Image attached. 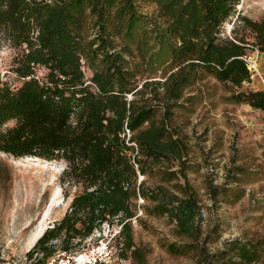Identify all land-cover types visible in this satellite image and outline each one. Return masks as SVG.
<instances>
[{
	"label": "trees",
	"instance_id": "16d2710c",
	"mask_svg": "<svg viewBox=\"0 0 264 264\" xmlns=\"http://www.w3.org/2000/svg\"><path fill=\"white\" fill-rule=\"evenodd\" d=\"M238 2L0 0V41L15 50L11 71L19 79L12 87L0 77V152L63 162L67 180L81 187L18 264L75 252L112 219L121 224L113 237L120 256L141 264L144 251L134 245L130 226L141 208L164 216L184 240L166 243L169 253L192 252L195 264H264L260 241L207 248L213 231L201 227L199 199L185 175V146L165 114L166 103L205 76L234 87L233 102L264 112V92L240 88L250 81L241 58L247 47L264 52V20L239 14ZM146 5L154 7L150 14L142 11ZM231 19L238 25L225 35L222 27ZM88 22L93 32L86 39ZM139 63L174 68L160 83L166 107L158 119L155 105L135 99L149 84L137 88ZM145 174L156 181L137 179ZM138 197L147 203L136 204Z\"/></svg>",
	"mask_w": 264,
	"mask_h": 264
},
{
	"label": "rangeland",
	"instance_id": "374dc122",
	"mask_svg": "<svg viewBox=\"0 0 264 264\" xmlns=\"http://www.w3.org/2000/svg\"><path fill=\"white\" fill-rule=\"evenodd\" d=\"M153 8L146 5L142 11L150 14ZM236 9L252 20H264V0H239ZM237 23L234 19L224 23L223 34L230 35ZM92 32L88 22L85 38ZM253 48L249 45L247 53ZM14 54L12 47L0 41V77L12 87L19 85L11 71ZM154 67L137 66V88L144 81L149 84L135 99H148L155 105L156 119L166 104L169 106L166 124L185 146V175L199 199L201 227L213 231L207 248L220 249L233 239L260 241L264 248V112L230 100L234 87L211 76L192 82L177 100L164 105L160 83L174 68L167 63ZM256 68L264 79V54H258ZM83 71L85 77L90 75L88 68ZM43 72L36 69L38 76ZM240 88L261 90L262 85L251 74L250 81ZM63 169V162L15 158L0 152V264H18L42 230L58 220L71 197L80 192L81 187L67 180ZM137 179L146 184L156 181L146 174ZM136 215L130 226L134 245L144 251L141 264H195L194 253L179 255L165 249L168 242L184 240L174 234L173 224L164 216L147 215L142 208ZM98 234L108 235L105 226L84 239L80 247L93 244ZM109 245L110 256L104 264H138L129 256H120L119 244L113 238Z\"/></svg>",
	"mask_w": 264,
	"mask_h": 264
},
{
	"label": "built area",
	"instance_id": "2783aa9c",
	"mask_svg": "<svg viewBox=\"0 0 264 264\" xmlns=\"http://www.w3.org/2000/svg\"><path fill=\"white\" fill-rule=\"evenodd\" d=\"M258 54H264L263 51H258L257 48H253L250 53H246L241 58L245 62L250 75L257 76L262 85V91L264 92V79L256 68V59ZM138 202L141 199L137 198ZM137 212H140L137 209ZM133 219V218H132ZM120 223L116 219L102 222L92 232H99L100 228L105 226L107 234L105 237H100L98 234V240L93 244H87L82 246L79 250L72 253L59 252L50 257L44 262V264H104L110 256V240L119 233ZM91 234V235H92Z\"/></svg>",
	"mask_w": 264,
	"mask_h": 264
},
{
	"label": "bare ground",
	"instance_id": "6f19581e",
	"mask_svg": "<svg viewBox=\"0 0 264 264\" xmlns=\"http://www.w3.org/2000/svg\"><path fill=\"white\" fill-rule=\"evenodd\" d=\"M25 158H29V157H25Z\"/></svg>",
	"mask_w": 264,
	"mask_h": 264
}]
</instances>
